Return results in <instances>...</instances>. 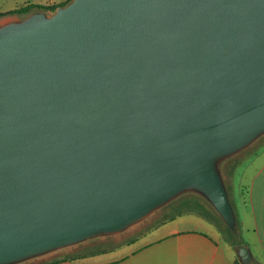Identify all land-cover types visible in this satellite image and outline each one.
<instances>
[{"label":"water","instance_id":"water-1","mask_svg":"<svg viewBox=\"0 0 264 264\" xmlns=\"http://www.w3.org/2000/svg\"><path fill=\"white\" fill-rule=\"evenodd\" d=\"M263 135L264 0H70L2 22L0 264L184 193L238 239L222 164Z\"/></svg>","mask_w":264,"mask_h":264},{"label":"crops","instance_id":"crops-1","mask_svg":"<svg viewBox=\"0 0 264 264\" xmlns=\"http://www.w3.org/2000/svg\"><path fill=\"white\" fill-rule=\"evenodd\" d=\"M64 1L66 0H22L21 3H15V8L28 3L52 5ZM262 138L264 135L237 154L239 157L236 171L231 170L227 175L223 173L236 215L238 239L233 238L230 232L225 233L218 226L219 223L213 216H216V213L213 212V215L204 212V222L188 221V226L178 224L169 226L171 222L188 217L189 212H181L149 226L113 247L86 252L81 251L87 249L83 247L89 245L88 242H84L40 258L59 256L48 264H235V260L238 259L236 255L238 246L245 245L251 252L249 264H264ZM197 214L201 215L199 212ZM137 228L134 226L126 232L132 233Z\"/></svg>","mask_w":264,"mask_h":264},{"label":"rangeland","instance_id":"rangeland-1","mask_svg":"<svg viewBox=\"0 0 264 264\" xmlns=\"http://www.w3.org/2000/svg\"><path fill=\"white\" fill-rule=\"evenodd\" d=\"M22 0H0V23L5 22L10 19H15V18H20L24 16L25 14L21 13H10V11L14 10L15 8V3H21ZM57 1V0H55ZM51 13L50 11H48ZM262 138L261 140H263ZM241 156V155H240ZM239 155L225 161L222 164V171L224 175H227V172L229 173L231 170L236 171V162L237 158ZM235 175V174H234ZM191 193H184L177 197L175 200L169 202L165 206L161 207L154 213H152L150 216H148L147 219H144L141 223L136 225L138 228L135 229L132 233H119L117 235H112V236H104L102 238H96L93 240L88 241V246L83 247L87 248L81 251H95L97 249H105L109 247H113L116 244H120L124 242L125 240L129 239L132 235H136L140 233L141 231L145 230L149 226H152L164 219H167L169 217H172L178 213H187L188 217H184L183 219H178L174 222L169 223V226H174L175 224H178L179 226H188V221H201L204 222L203 217H204V212L212 214V212L215 214V212L209 207L208 203H206L201 197L197 196L198 199L200 200L197 201L194 198H192ZM201 213V215L197 213ZM213 215V214H212ZM217 221H218V226L227 234H229L225 227V224L217 217V215H213ZM233 236V235H232ZM234 238V236H233ZM59 256H49L45 258H38V259H33L26 261L22 264H32V263H38V262H43V261H48L50 259H57Z\"/></svg>","mask_w":264,"mask_h":264},{"label":"trees","instance_id":"trees-1","mask_svg":"<svg viewBox=\"0 0 264 264\" xmlns=\"http://www.w3.org/2000/svg\"><path fill=\"white\" fill-rule=\"evenodd\" d=\"M70 0H66L64 1L63 3L61 4H65L67 2H69ZM59 5V4H52V5H36V4H33V3H28V4H25L21 7H17V8H14V10L10 11V13H21V14H27L28 12L32 11V10H37V9H42V10H47V11H50L52 12L54 10V8ZM192 198H194L195 200L199 201L200 200L198 199L197 195L195 194H192ZM217 215V214H216ZM218 216V215H217ZM219 217V216H218ZM220 218V217H219ZM221 219V218H220ZM223 222V221H222ZM224 223V222H223ZM225 227L226 229L232 234L231 230L226 226L225 224ZM236 234L239 236V232H238V229H237V232ZM233 235V234H232ZM56 259H50L48 261H43V262H38V263H32V264H48V263H51V262H54ZM235 264H240L239 260L236 259L235 260Z\"/></svg>","mask_w":264,"mask_h":264}]
</instances>
